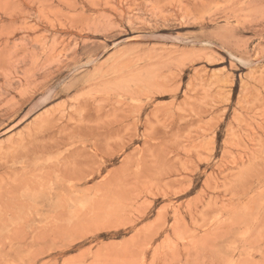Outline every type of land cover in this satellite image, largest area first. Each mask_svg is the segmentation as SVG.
Listing matches in <instances>:
<instances>
[{"label":"rangeland","instance_id":"rangeland-1","mask_svg":"<svg viewBox=\"0 0 264 264\" xmlns=\"http://www.w3.org/2000/svg\"><path fill=\"white\" fill-rule=\"evenodd\" d=\"M0 264H264V0H0Z\"/></svg>","mask_w":264,"mask_h":264}]
</instances>
